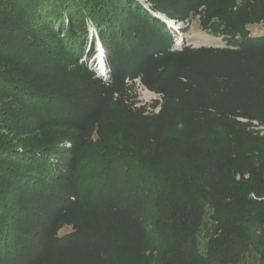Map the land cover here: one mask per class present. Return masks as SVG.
Wrapping results in <instances>:
<instances>
[{
	"label": "trees",
	"instance_id": "16d2710c",
	"mask_svg": "<svg viewBox=\"0 0 264 264\" xmlns=\"http://www.w3.org/2000/svg\"><path fill=\"white\" fill-rule=\"evenodd\" d=\"M146 1L0 0V264H264V0Z\"/></svg>",
	"mask_w": 264,
	"mask_h": 264
},
{
	"label": "rangeland",
	"instance_id": "374dc122",
	"mask_svg": "<svg viewBox=\"0 0 264 264\" xmlns=\"http://www.w3.org/2000/svg\"><path fill=\"white\" fill-rule=\"evenodd\" d=\"M143 3H145V7H149V3L146 0H142ZM158 12H153V14L155 15ZM162 14V13H159ZM164 15V14H162ZM165 16V15H164ZM174 19V18H173ZM175 22H171L172 24H176L175 26L177 28H179L177 31H174V27L173 30L170 29V33L173 36V45H172V49H179L182 45H186V44H190L193 47H198V46H224L225 41L221 38V37H217V36H212L210 34L205 33L204 31L200 30L198 25H197V21L194 20L193 23H190L189 25L183 21V20H177L174 19ZM171 27V26H170ZM89 33H88V37H87V44L85 47V50L87 51V48L89 47V38L91 37V33L94 31L92 29L91 26H89L88 28ZM262 32V27L257 25L254 26L252 28V33L257 35L260 34ZM97 41L96 37L94 39V42ZM95 48V47H94ZM91 53L89 52V55ZM82 60H85V62L87 63V66H89L90 68H94V65H92L91 60L92 58H90L89 56H86V54L84 53L81 56ZM103 61V60H102ZM105 62V61H103ZM105 65L107 66L106 62ZM108 70V67H106ZM99 69V67H98ZM102 71V70H101ZM98 73H100V70L97 71ZM135 78V77H133ZM136 78H138V81H134L131 80V78L129 77L128 79H125V83L127 85V87L129 88V92H131L132 94L135 95V106H140V105H145L146 106V110L147 111H151L153 110L154 112L158 111L160 104H161V95L159 93H156L152 90H150L149 88H147L141 81L140 78L137 76ZM154 99H158V105L155 107L151 106V103ZM264 132V126H259ZM68 145V143H67ZM70 230L69 226H64L61 230H60V234H63L65 232H68ZM251 262V259H247L244 263L241 264H249Z\"/></svg>",
	"mask_w": 264,
	"mask_h": 264
},
{
	"label": "built area",
	"instance_id": "2783aa9c",
	"mask_svg": "<svg viewBox=\"0 0 264 264\" xmlns=\"http://www.w3.org/2000/svg\"><path fill=\"white\" fill-rule=\"evenodd\" d=\"M101 45L102 44L100 42H98V46H100L99 54L101 55V57L103 56L102 59H104V58H106V52H105V49L103 47H101ZM101 77H102L103 80L109 81L110 80V69L109 68H108V70L106 69ZM131 80H134V81L137 82L138 78H136V77L135 78H131Z\"/></svg>",
	"mask_w": 264,
	"mask_h": 264
},
{
	"label": "clouds",
	"instance_id": "9594fccd",
	"mask_svg": "<svg viewBox=\"0 0 264 264\" xmlns=\"http://www.w3.org/2000/svg\"><path fill=\"white\" fill-rule=\"evenodd\" d=\"M156 14H159V13H156ZM155 14V15H156ZM162 15V14H161ZM157 16V15H156ZM164 16V15H163ZM164 17H166V16H164ZM159 18H161V17H159ZM166 18H168V17H166ZM172 20H173V22H175V20L173 19V18H171ZM176 23V22H175ZM96 39H97V41H95L94 42V45L96 44V42L98 43V42H100V40L96 37ZM101 43V42H100ZM102 44V43H101ZM101 46H103V45H101ZM104 48V47H103ZM105 62H106V64H107V66L106 67H108L109 68V66H108V62H107V60H106V58H104L103 59ZM93 70H94V68H92ZM107 69V68H106ZM98 70V69H97ZM95 73H96V75H98L99 77H101L102 76V72H100V73H98V72H96V71H94ZM102 78V77H101Z\"/></svg>",
	"mask_w": 264,
	"mask_h": 264
},
{
	"label": "bare ground",
	"instance_id": "6f19581e",
	"mask_svg": "<svg viewBox=\"0 0 264 264\" xmlns=\"http://www.w3.org/2000/svg\"><path fill=\"white\" fill-rule=\"evenodd\" d=\"M102 57H101V64H100L99 69H98V70H100V72H102L106 69V65H105V62L102 61Z\"/></svg>",
	"mask_w": 264,
	"mask_h": 264
},
{
	"label": "water",
	"instance_id": "95a60500",
	"mask_svg": "<svg viewBox=\"0 0 264 264\" xmlns=\"http://www.w3.org/2000/svg\"><path fill=\"white\" fill-rule=\"evenodd\" d=\"M158 17H161V18H163L164 16L163 15H161V14H156Z\"/></svg>",
	"mask_w": 264,
	"mask_h": 264
}]
</instances>
